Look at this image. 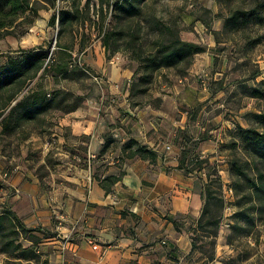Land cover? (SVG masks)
I'll use <instances>...</instances> for the list:
<instances>
[{
  "label": "crops",
  "instance_id": "crops-1",
  "mask_svg": "<svg viewBox=\"0 0 264 264\" xmlns=\"http://www.w3.org/2000/svg\"><path fill=\"white\" fill-rule=\"evenodd\" d=\"M80 60L100 76L107 103L88 101L61 112L52 132L33 129L23 139L42 149L41 162L49 173L44 181L33 168L0 155V207L13 211L27 227L46 232L38 244L48 264H230L234 251L222 228L212 261L192 248L203 183L177 167L180 144L175 138L181 129L196 140L190 129L198 120L180 111L182 116L174 118L177 107L171 97L178 92L160 81L157 89L148 88L159 104L142 103L134 100L138 95H129L134 71L119 57L107 58L100 44L90 43ZM129 139L155 150L157 157H124ZM108 175L120 179L106 192L96 177ZM57 210L67 217L60 226ZM261 248L264 252V244Z\"/></svg>",
  "mask_w": 264,
  "mask_h": 264
},
{
  "label": "rangeland",
  "instance_id": "rangeland-1",
  "mask_svg": "<svg viewBox=\"0 0 264 264\" xmlns=\"http://www.w3.org/2000/svg\"><path fill=\"white\" fill-rule=\"evenodd\" d=\"M84 3L85 0H80L79 6L82 7ZM88 3L89 15L84 18L85 21L69 26L60 37V42L68 45L72 53L73 66L75 63L80 65L83 48L90 43L100 44L104 50L98 31L102 22L100 13L96 12L98 0H89ZM34 4L38 8L37 13L33 14L29 10L20 13L8 28L12 34L0 32V65L9 59L21 58L25 50H39L37 47L42 43L47 46L51 39L49 51H55V57H58L55 45L52 47L56 29L47 26L52 8L43 0ZM62 5L68 7L70 0H55L56 7ZM135 5L139 12L130 14L119 8L103 6L106 12L103 26L107 30L124 31L118 41L119 50L110 52V56L119 57L120 62L137 71V76L141 73L137 68L138 62L132 58L130 47L127 46L131 38L128 24L139 32L145 49L152 47L159 33L164 32L166 38L165 26L175 30L180 38L204 47V51L194 55L185 75L178 76L173 69L161 68L154 72L147 86L153 91L161 82H166L178 92L171 97L177 107L174 118L182 116L180 111L185 112L190 120H198L190 129L198 138L192 140L190 131L186 133L178 129L175 144H180L179 155L182 150L186 152L188 167H195L193 175L211 193L208 207L214 215L220 214L218 233L222 228L234 251L233 258L231 256L228 259L229 263L264 264L261 248L264 244V190L259 191L257 199L255 194L258 192L252 186L259 182V173L264 174V160L259 162L250 156L237 128L251 127L264 132V120L252 116V113L264 112V96H253L256 90L264 92V23L255 22L252 16L242 23L226 24V18L239 10L250 12L256 9L264 16V0H145ZM79 43L85 46L80 49ZM195 66L196 70L193 69ZM90 73H80L74 69L59 82H55L49 74L42 81L48 91L60 86L69 89L67 100L70 102L74 100L84 105L88 101H96L104 105L107 103L105 92H101L102 86ZM32 86H36L35 79L24 92ZM198 99L202 101L196 105ZM134 100L153 104H159L160 101L150 91L135 96ZM61 115V111L46 114L44 130L37 128L34 131L52 132L53 124L59 121ZM25 130H29V127L25 126ZM21 135L0 136V155L6 157V161L10 160L11 164L33 168L44 181L49 173L41 162L42 149L22 140ZM201 149H204V154ZM202 159L204 163L199 164ZM236 164L242 167L245 174H239ZM4 211L9 209L0 207V213ZM34 235L41 236L42 233ZM196 240L203 244L204 249L211 247L210 236H197ZM18 241L21 245L32 247V252L26 253L28 258L40 248L27 235L20 236ZM6 246V239L0 240V264L36 263L32 258L28 261L22 258L21 250L6 252ZM19 256L21 259H17Z\"/></svg>",
  "mask_w": 264,
  "mask_h": 264
},
{
  "label": "trees",
  "instance_id": "trees-1",
  "mask_svg": "<svg viewBox=\"0 0 264 264\" xmlns=\"http://www.w3.org/2000/svg\"><path fill=\"white\" fill-rule=\"evenodd\" d=\"M40 0H0V32L3 34H12L11 29H8L13 22L16 21L20 13L29 10L33 14L37 13V6L34 2ZM52 8L51 14L47 20V26L56 29V41L54 43L56 50H58V57H55V51H49L50 43L39 45L34 48L24 51V55L19 58L9 59L0 65V135L8 136L22 133L21 139L26 138L33 129H43V124L46 114L52 111H61L68 113L78 107L80 104L76 101L67 100L70 95V90L60 86L57 89L48 91L44 84L43 78L47 74L50 75L55 82H59L70 70L76 69L80 73L89 71L80 62V65H71L73 59L72 53L69 52V47L60 42L61 35L73 26L75 23L85 21L84 18L89 15V0H85L82 7L79 6L80 0H70L68 7L62 5L55 6V0H43ZM145 0H98L97 13L101 15V25L98 26V31L101 33V44L106 52V57L119 50L118 41L123 37L124 31L122 29H106L103 24L106 18V12L103 6L119 8L125 13L130 14L133 11L139 12L136 7L137 2H144ZM254 16V21L264 23V16L256 9L250 12L239 10L238 13H232L226 18V24H236L247 21ZM127 25V30L130 32L131 38L128 40L127 46L130 47L132 58L138 62V69L141 73L137 76V71L134 72L133 79L129 86V95H144L148 91L147 83L154 76V72L161 68H169L175 70L178 76L186 74L187 69L193 62L194 55L204 51V47L197 42L191 40H184L171 27H166L167 36L159 33L155 43L150 48L143 46L139 32L134 31ZM84 43H79V48L82 49ZM113 47V49L111 48ZM111 49V51H110ZM54 56V57H53ZM90 72V71H89ZM94 74V73H92ZM35 79L36 86L29 87L25 92L29 83ZM253 96H264L263 91H254ZM254 118L264 120V112L252 113ZM25 126L29 130H25ZM31 126V127H30ZM238 132L241 140L247 145L249 154L257 161L264 160V132H260L251 127L238 126ZM107 147V142L103 146L101 152H104ZM123 156L133 157L138 155L142 158L154 160L157 157V152L149 149L143 145L138 144L134 139H129L123 146ZM186 152L181 151L178 155L177 167L183 169L184 172H193L195 167H188L186 161ZM121 160V158H120ZM204 159L198 163H204ZM236 170L239 174H245L242 167L236 164ZM259 182L253 183V188L256 192L255 198L259 199V191L264 190V174L259 173ZM100 186L107 192L111 186L120 179L119 176L108 175L105 177H96ZM203 196L205 197L202 212L197 220L196 226L191 232L192 248L198 249L207 261H212L214 258V246L216 236L219 230L220 214L214 215L209 210V199L211 193L209 189L203 188ZM175 223V221H174ZM177 226V223H175ZM42 233L41 236L34 235L35 233ZM202 232V233H201ZM200 233V234H199ZM29 236L32 243L40 242L41 238L46 236V232L39 228L27 227L21 218H19L13 211H4L0 213V240L6 239V252L22 251L23 257L28 260L30 258L40 262L37 249L35 254L28 258L27 252L32 250V247L21 245L18 241L20 236ZM197 236H210V248L204 249L202 243H197ZM32 252V251H31ZM19 256L17 259H21ZM30 262V261H29ZM47 263V260H44ZM34 264V263H33Z\"/></svg>",
  "mask_w": 264,
  "mask_h": 264
},
{
  "label": "built area",
  "instance_id": "built-area-1",
  "mask_svg": "<svg viewBox=\"0 0 264 264\" xmlns=\"http://www.w3.org/2000/svg\"><path fill=\"white\" fill-rule=\"evenodd\" d=\"M86 72L89 73V71H87V70H86ZM90 75L96 82L99 83L101 81V78L98 74L90 73ZM203 87H204V79H203ZM167 147H169V146H167ZM54 216H55V219L57 220V226H60L63 223V221L66 220V218H67L66 214L60 210H57L56 212H54ZM67 242H68V236L66 235L61 240V244H62L63 249L66 248ZM90 242L92 243V246L94 248L98 247L96 243H94L92 241H90ZM101 251L103 252V250H101ZM37 253L39 254V257H40V262L38 264H48V262L47 263L44 262V260H46V258L44 256V254L39 249H37Z\"/></svg>",
  "mask_w": 264,
  "mask_h": 264
},
{
  "label": "water",
  "instance_id": "water-1",
  "mask_svg": "<svg viewBox=\"0 0 264 264\" xmlns=\"http://www.w3.org/2000/svg\"><path fill=\"white\" fill-rule=\"evenodd\" d=\"M55 41H56V33H55V37L53 39V45H52V47L54 46Z\"/></svg>",
  "mask_w": 264,
  "mask_h": 264
}]
</instances>
